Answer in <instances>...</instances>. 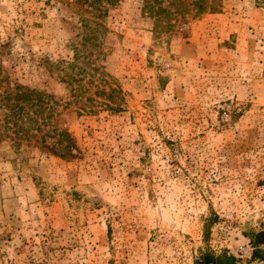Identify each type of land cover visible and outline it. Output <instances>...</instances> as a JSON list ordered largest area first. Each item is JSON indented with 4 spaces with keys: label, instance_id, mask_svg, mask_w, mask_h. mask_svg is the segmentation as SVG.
<instances>
[{
    "label": "rangeland",
    "instance_id": "1",
    "mask_svg": "<svg viewBox=\"0 0 264 264\" xmlns=\"http://www.w3.org/2000/svg\"><path fill=\"white\" fill-rule=\"evenodd\" d=\"M157 1L0 0V264H264V0Z\"/></svg>",
    "mask_w": 264,
    "mask_h": 264
},
{
    "label": "trees",
    "instance_id": "2",
    "mask_svg": "<svg viewBox=\"0 0 264 264\" xmlns=\"http://www.w3.org/2000/svg\"><path fill=\"white\" fill-rule=\"evenodd\" d=\"M96 1L100 2V0H96ZM152 1L154 5H150L148 3L144 5L148 13H150L152 16L155 14L156 18L158 19V23L163 21L162 19L164 17H166L167 20L170 19L171 17L170 12L161 7V2L157 0H152ZM105 2L109 4L111 0H105ZM195 6L197 7L196 13L203 12L205 7V0H197ZM165 28L166 29L170 28V24L168 23ZM83 40L87 42L89 41V37L86 38L84 37ZM12 94H13L12 97L10 94H8L6 96V99L11 100L12 102L15 101L22 102L21 105H15L14 108L17 107L16 109H20V111H23L24 106L26 105L30 108H34L32 112L35 117H32L31 115H29V113H26L25 121H24L25 123L22 126H17L19 130L18 131L20 136L19 138L28 139L33 136L32 133L30 132V130H32L33 128L31 124L37 123L36 117L38 116L39 113L44 112V109L47 106V102L45 98L42 97V93L36 92L34 90H29L26 88L14 92ZM11 118L14 119L15 117L11 115L9 117V120ZM26 123L29 124L28 127L25 125ZM53 132L56 133V137L58 138V140L54 144H52L54 146L50 147L51 152H55V145L60 144L62 146L63 142H65L63 149L69 152L67 154H70L71 153L70 150L72 147L71 144L72 140L70 139L69 134L66 133L65 131L57 132L54 129ZM251 242H252V247L254 248L252 252L253 257L258 260H262V258L260 257V252L258 250V247L264 244V232L256 234V236L254 237V239H252ZM236 263H237V259L233 255L228 254L227 252H223L218 256H213L210 254H201V264H236Z\"/></svg>",
    "mask_w": 264,
    "mask_h": 264
}]
</instances>
